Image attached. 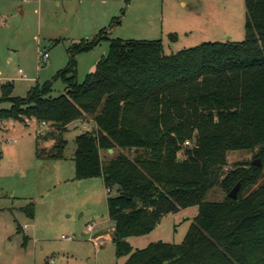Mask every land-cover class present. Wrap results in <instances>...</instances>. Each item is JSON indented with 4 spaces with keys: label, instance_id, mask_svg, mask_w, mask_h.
Instances as JSON below:
<instances>
[{
    "label": "trees",
    "instance_id": "obj_1",
    "mask_svg": "<svg viewBox=\"0 0 264 264\" xmlns=\"http://www.w3.org/2000/svg\"><path fill=\"white\" fill-rule=\"evenodd\" d=\"M245 6L242 41H209L167 55L159 39L102 30L74 43L66 67L25 97L12 96L11 82L1 86L0 100L11 106L0 109V121L35 118L59 132L46 136L55 140L49 157H64L70 123L93 120L95 132L76 138L75 177L103 178L112 241L118 257L128 256L122 264H264V164L226 168L231 150L258 149L264 158V0ZM102 39L109 40L108 55L78 82L76 56ZM59 79L66 93L55 96ZM116 148L132 152L104 161L101 150ZM215 186L224 200H206ZM190 206L199 212L181 243L134 249L127 241Z\"/></svg>",
    "mask_w": 264,
    "mask_h": 264
},
{
    "label": "rangeland",
    "instance_id": "obj_2",
    "mask_svg": "<svg viewBox=\"0 0 264 264\" xmlns=\"http://www.w3.org/2000/svg\"><path fill=\"white\" fill-rule=\"evenodd\" d=\"M245 19V0H0V96L1 86L11 82L12 96L25 97L37 82L66 67L74 43L102 30L110 37L159 39L170 55L209 41H242ZM40 50L49 53L46 63H39ZM109 50V40L102 39L76 56L78 82ZM64 93L59 79L53 95ZM10 106V100H0V109ZM95 130L91 118L70 123L63 135L64 157L56 159L48 155L55 140L46 136L59 134L51 124L0 123V264H122L128 259L117 256L112 241L114 222L102 179L75 177L76 138ZM131 152L116 148L101 150V156L106 161ZM258 152L231 150L226 168L257 158L263 165ZM225 197L215 186L206 200ZM198 212L199 206H190L169 213L153 231L127 241L134 249L160 240L181 243Z\"/></svg>",
    "mask_w": 264,
    "mask_h": 264
},
{
    "label": "built area",
    "instance_id": "obj_3",
    "mask_svg": "<svg viewBox=\"0 0 264 264\" xmlns=\"http://www.w3.org/2000/svg\"><path fill=\"white\" fill-rule=\"evenodd\" d=\"M48 58H49V53H48L47 51H42V50H40L39 63H40V64H41V63H46V62L48 61ZM19 72H20L21 74H23V77H24V78H28L27 75L24 73L23 69H19ZM41 124H42L43 126H45V127H47L48 125H50V123H48V122H46V121L41 122ZM186 144H187V145H190L191 142H190V141H186ZM62 237H63V238L74 239L73 236H65V235H63Z\"/></svg>",
    "mask_w": 264,
    "mask_h": 264
},
{
    "label": "water",
    "instance_id": "obj_4",
    "mask_svg": "<svg viewBox=\"0 0 264 264\" xmlns=\"http://www.w3.org/2000/svg\"><path fill=\"white\" fill-rule=\"evenodd\" d=\"M196 144H199V135H196ZM110 152H113V149H109ZM181 157H179V161H181ZM253 164L254 165H257V166H261L262 163L260 161V159H255L253 160ZM240 186V183H238L229 193V196L232 197V198H237V191H238V188Z\"/></svg>",
    "mask_w": 264,
    "mask_h": 264
},
{
    "label": "crops",
    "instance_id": "obj_5",
    "mask_svg": "<svg viewBox=\"0 0 264 264\" xmlns=\"http://www.w3.org/2000/svg\"><path fill=\"white\" fill-rule=\"evenodd\" d=\"M20 73V72H19ZM21 74V73H20ZM21 76H22V78L23 79H29V78H24L23 77V74H21ZM28 77V76H27ZM5 120H8V119H5ZM5 120H1L0 121V123H2V122H4ZM15 121V120H14ZM37 120L35 119V118H31L30 120H26V122H24V124L25 125H27V127L30 125V123H33V122H36ZM19 122V121H18ZM39 122V121H38ZM22 123V122H21ZM101 179H102V181H103V183H104V180H103V178L102 177H100ZM104 186H105V184H104ZM106 188V187H105ZM107 190V189H106Z\"/></svg>",
    "mask_w": 264,
    "mask_h": 264
}]
</instances>
